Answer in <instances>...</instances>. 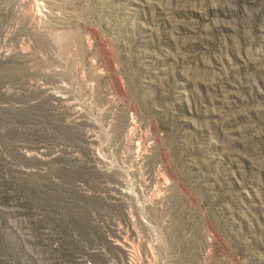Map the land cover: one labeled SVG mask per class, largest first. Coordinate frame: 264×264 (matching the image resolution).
<instances>
[{
  "label": "rangeland",
  "instance_id": "374dc122",
  "mask_svg": "<svg viewBox=\"0 0 264 264\" xmlns=\"http://www.w3.org/2000/svg\"><path fill=\"white\" fill-rule=\"evenodd\" d=\"M262 3L0 0V264H264Z\"/></svg>",
  "mask_w": 264,
  "mask_h": 264
},
{
  "label": "trees",
  "instance_id": "16d2710c",
  "mask_svg": "<svg viewBox=\"0 0 264 264\" xmlns=\"http://www.w3.org/2000/svg\"><path fill=\"white\" fill-rule=\"evenodd\" d=\"M264 17V3H262L261 7H260V10L257 14V17H256V20H260Z\"/></svg>",
  "mask_w": 264,
  "mask_h": 264
},
{
  "label": "bare ground",
  "instance_id": "6f19581e",
  "mask_svg": "<svg viewBox=\"0 0 264 264\" xmlns=\"http://www.w3.org/2000/svg\"><path fill=\"white\" fill-rule=\"evenodd\" d=\"M36 2H38V0H36ZM42 2V1H41ZM41 2H39L41 4ZM38 5V4H37ZM39 8V7H38ZM63 95V94H62Z\"/></svg>",
  "mask_w": 264,
  "mask_h": 264
}]
</instances>
